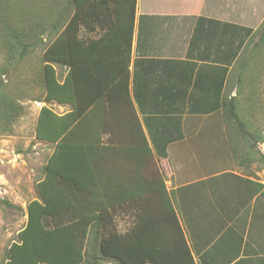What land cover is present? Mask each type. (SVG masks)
Listing matches in <instances>:
<instances>
[{
    "label": "trees",
    "instance_id": "obj_1",
    "mask_svg": "<svg viewBox=\"0 0 264 264\" xmlns=\"http://www.w3.org/2000/svg\"><path fill=\"white\" fill-rule=\"evenodd\" d=\"M136 2L52 0L37 9L28 0H0V133L12 132L23 110L5 78L37 52L43 36L50 43L40 58L41 101L70 106L63 114L48 105L40 109L35 138L55 147L38 183L40 199L28 204L27 223L5 264H196L175 192L158 172H148L154 156L130 90ZM97 27L100 37H81L82 28ZM263 47L264 25L250 39L245 57L237 59V76L217 106L231 158L245 170L254 164L264 170V152L258 149L264 134L240 112L250 64ZM228 51L227 63L232 62L234 48L222 49L221 63ZM256 90L246 98L249 108L257 104ZM156 151L166 157V150ZM239 179L251 198L264 199L262 183ZM124 213L133 222L119 232L116 220ZM47 220L55 226L47 228Z\"/></svg>",
    "mask_w": 264,
    "mask_h": 264
},
{
    "label": "crops",
    "instance_id": "obj_2",
    "mask_svg": "<svg viewBox=\"0 0 264 264\" xmlns=\"http://www.w3.org/2000/svg\"><path fill=\"white\" fill-rule=\"evenodd\" d=\"M236 4L237 0H137L129 67L130 90L154 156L148 168L156 164L158 158L173 161L170 153L186 149L179 142L192 137L196 138L195 150L217 149L219 156L216 138L219 127L189 126L187 122L190 116L196 118L202 114L198 108L204 102L215 103V90L213 92L211 86L220 84L222 30L229 31L236 23ZM98 30L99 36H90L91 39L100 37L103 32L100 27L89 31L91 35ZM230 54L229 51L228 57ZM186 68H194L196 80H201L203 89L193 99L199 107L182 105L176 99L166 107L164 101L173 91V81L179 79L183 74L179 71ZM216 93L219 96L218 88ZM216 101L219 102V97ZM53 105L70 110L69 105ZM175 116L179 124L181 119L183 124L157 123L159 118ZM163 133H191L192 137L164 144L157 140L156 147L152 145V134ZM158 149L166 150V157L159 156ZM212 156L198 154L194 158L175 159V165L170 163L175 171L171 189L165 180L168 189L175 192L177 211L194 261L196 264H264V199L258 194L251 198V194L246 193V184L239 179L252 178L222 172L221 159Z\"/></svg>",
    "mask_w": 264,
    "mask_h": 264
},
{
    "label": "rangeland",
    "instance_id": "obj_3",
    "mask_svg": "<svg viewBox=\"0 0 264 264\" xmlns=\"http://www.w3.org/2000/svg\"><path fill=\"white\" fill-rule=\"evenodd\" d=\"M28 1L37 7V9H40V6L48 5L52 0ZM236 5V23L231 26L229 31L222 30L221 36V42L223 45L222 49L227 50L229 47L230 49L234 48L235 56L231 63H227V60H229L230 57L222 55L223 62L220 71L221 78L219 87L217 85L215 86V83L211 86V90L213 92L215 90V103L210 104L204 102L205 104L203 103L199 107L198 103L193 100L194 96L198 95V92L203 89L201 87V80H196L197 74L194 75V68H186L179 71L183 72V74L179 79L173 81V91L168 97L169 99L171 98V100L168 99L169 101H164L166 102V107H169L168 103L175 99L180 101V104L182 105L187 103L194 108L199 107L198 110L202 114H199L200 116H197L196 118L190 116L187 125H214L219 127L220 130L216 137L218 138L217 141L219 144V156L217 154V149L195 150L194 145H196V138L192 137L191 133L189 135L188 133L167 134V138L164 137V133L152 134V145L157 143V140L164 144L172 139L173 141L176 140L177 136H179L180 140H183L188 136L192 137L187 138L186 141L179 142V144H184L183 146H185L186 149L181 150V148L177 149L175 153H170V160L173 161L170 162L168 159L158 158L157 163H154L153 165L151 164L149 168L148 172L156 171L164 177L165 180L168 181L170 189L173 186L172 182L175 178L173 174L175 171H172V164L170 163L175 165V159H180L183 156L194 158L195 156H198V154L207 158H212V155H214L215 158L221 159L220 166L222 172H236L245 175L246 177L248 175L253 180L264 185V170L259 164H254L249 169L245 170L244 168L237 166L231 158L221 109H217L219 102L216 100L218 97L221 99L225 88L226 90L229 89V82L231 80L233 81L237 76V59L241 56L245 57L248 51L246 46L249 44L250 39L264 25V0H237ZM37 16L38 19L41 14L37 13ZM97 29H99V27H97ZM99 34L100 30L90 35L87 29L85 30L82 28L80 35L82 38H91L99 36ZM42 38L44 39V44L41 45L37 52L5 78L8 83V92L22 106L23 110L22 114L14 123L12 132L4 134L0 133V264H5L11 245L19 242V233L25 227L28 219V204L34 200L40 199L38 183L44 178L45 166L55 147L54 144L43 142L35 138V126L40 109L44 105H48L59 114L65 113L69 110L68 107H60L41 101L43 87L41 81L42 65L40 58L44 46L50 43V39L46 36H43ZM257 40L258 37L256 36L255 41ZM2 47V42L0 40V65L4 58V50ZM255 56L256 59L254 62H251L250 72L247 74V84L244 88V93L240 97V112L243 116H250L254 119L258 129L264 134V47L259 50ZM56 68L60 74H66L65 68L59 66H56ZM217 88L219 96L218 93H216ZM253 88L257 89L255 93V102L257 104L253 105L252 108H249L251 101L247 104L246 98L252 92L251 90ZM235 94V90L232 89L231 96H235ZM173 110H176V107ZM190 111L192 112V110ZM213 112H215L213 116L206 117V115L212 114ZM163 121L164 125L183 124L182 119L179 124L176 116L165 117L164 120L163 118H159L157 123L163 124ZM155 145L156 144H154V146ZM258 149L264 152V143L259 144ZM180 155L183 156L181 157ZM175 167L176 166H173L174 169ZM132 222L133 219L131 214L124 213L116 220L117 230L119 232L129 230ZM45 226L47 228H53L55 223L47 220L45 221ZM104 263L116 264L109 260H104Z\"/></svg>",
    "mask_w": 264,
    "mask_h": 264
}]
</instances>
